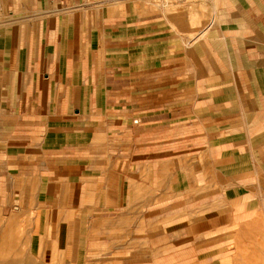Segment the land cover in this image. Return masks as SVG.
<instances>
[{
    "label": "crops",
    "instance_id": "crops-1",
    "mask_svg": "<svg viewBox=\"0 0 264 264\" xmlns=\"http://www.w3.org/2000/svg\"><path fill=\"white\" fill-rule=\"evenodd\" d=\"M172 1L0 0V264H233L264 0Z\"/></svg>",
    "mask_w": 264,
    "mask_h": 264
},
{
    "label": "rangeland",
    "instance_id": "rangeland-1",
    "mask_svg": "<svg viewBox=\"0 0 264 264\" xmlns=\"http://www.w3.org/2000/svg\"><path fill=\"white\" fill-rule=\"evenodd\" d=\"M163 1L157 0L156 4H161ZM165 1L173 14L180 13L182 15L186 13V4L181 3L179 5L172 0ZM234 234L237 235V242L232 244L234 247L233 264H264V204L259 217L245 227V232ZM39 260L40 258L37 257V264H39Z\"/></svg>",
    "mask_w": 264,
    "mask_h": 264
},
{
    "label": "built area",
    "instance_id": "built-area-1",
    "mask_svg": "<svg viewBox=\"0 0 264 264\" xmlns=\"http://www.w3.org/2000/svg\"><path fill=\"white\" fill-rule=\"evenodd\" d=\"M134 123H136V121H134Z\"/></svg>",
    "mask_w": 264,
    "mask_h": 264
}]
</instances>
